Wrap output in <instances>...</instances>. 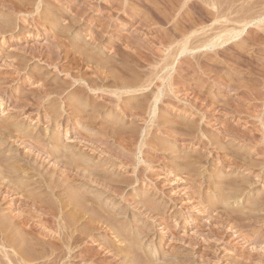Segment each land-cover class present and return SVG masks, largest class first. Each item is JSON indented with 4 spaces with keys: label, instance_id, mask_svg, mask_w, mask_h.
Returning a JSON list of instances; mask_svg holds the SVG:
<instances>
[{
    "label": "rangeland",
    "instance_id": "374dc122",
    "mask_svg": "<svg viewBox=\"0 0 264 264\" xmlns=\"http://www.w3.org/2000/svg\"><path fill=\"white\" fill-rule=\"evenodd\" d=\"M211 1L0 0V122L20 129L9 138L0 129V158L23 170L32 160L56 183L54 160L74 150L115 172L106 180L134 177L125 199L89 185L98 203L121 209L112 221L121 235L108 226L110 244L93 247L100 263L113 261L111 244H131L154 264H264V0ZM232 29L243 35L224 42ZM38 144L62 154L49 159ZM28 172L45 197L64 193L53 197ZM10 196H0L4 221L21 213Z\"/></svg>",
    "mask_w": 264,
    "mask_h": 264
},
{
    "label": "bare ground",
    "instance_id": "6f19581e",
    "mask_svg": "<svg viewBox=\"0 0 264 264\" xmlns=\"http://www.w3.org/2000/svg\"><path fill=\"white\" fill-rule=\"evenodd\" d=\"M209 1H211V0H209ZM221 1L218 0V2H217V0H215L214 2L215 3H219ZM223 2H221V3H223ZM232 2H234V1L232 0ZM251 2H252V0H251ZM259 2H261V1H259ZM221 3H219L218 5H220ZM252 4H254V3H252ZM223 5L225 6V4H223ZM215 6L217 7L216 4L213 7H215ZM228 7L229 6H227V8ZM240 7H242V6H240ZM260 7H261V5H260ZM231 10H232V7H231ZM250 10H251V8H250ZM255 10H256V8H255ZM242 11H243V9H242ZM234 12H236V11H234ZM247 12H250V11H247ZM258 12H257V15H259V14H262V16L264 15L263 12H261L259 14H258ZM219 13L220 12H218V14ZM252 13H254V11H251L250 14H252ZM237 14H240V13H237ZM250 14H248V15L251 16ZM219 16H220V14H219ZM237 16H236V19H238ZM221 17H224V16H221ZM246 17L248 18V16H245V19H244V15L243 16L241 15V18L239 17V21L242 18L246 21V19H247ZM254 17L257 18V16H255V15H254ZM233 20L234 19L232 17V21ZM249 20L246 21L245 24H244L243 21H242L243 23L242 22H240V23L244 24V27H245V26H247L249 24V22H250ZM239 21L237 20V23ZM257 25H260V22ZM219 28H220V26H219ZM238 30L239 29H232V30H229V31L221 32L222 34L223 33L225 34V32H226V34L229 35V36H227L226 34L225 35L223 34L224 36H226V38L228 37L227 39L224 40V42L229 41L231 39H234L235 37L240 36L244 32L243 31L244 29L239 30V31ZM219 32H217V33H219ZM222 34L220 36H218V34H217V36L222 38V36H223ZM183 38H185V37H183ZM217 39L218 38H216V40ZM215 43H217V42H213L212 41V42L206 44V46L209 45V44L211 46L220 44V43H217V44H215ZM183 45H184V43H183ZM183 49H184V47H183ZM80 75H82V74H80ZM90 82H92V80ZM92 84H93V82H92ZM125 85H127V84H125ZM125 85H124V88H127V86L125 87ZM131 88H129V89H131ZM144 88H146V87L143 86V84H142V85H139L138 87L136 86L134 89H138V91H139V89H144ZM77 90H82V89L79 88ZM160 90L161 89H159V91ZM133 91H135V90H133ZM80 97H81V95H80ZM159 98H160V94H157L156 97H155V103L159 100ZM78 100H80V99H78ZM77 102H79V101H77ZM71 104H72V101H71ZM25 105H27V104H25ZM1 107H2V105H1ZM73 108H75V106ZM155 109H156V107H155ZM153 112H155V111H153ZM10 116H12V115H10ZM12 117H10L11 120H12ZM10 119H9V121H11ZM9 125H10V123L7 124L6 122L5 123L0 122V129H2V130L4 129L5 130V131L3 130L4 131L3 133H5V135L2 132H0V133H2V135H4L7 138H9V136H11V135H14L12 132H14V131L16 132V130H20V129L17 128L18 127L17 123H16V125L14 124L15 126H17L16 127L17 129L16 128L13 129V127H15V126H13L12 124L10 126ZM5 127H7V128H5ZM18 133H19V131H18ZM23 134H25V132ZM23 134H21V135L18 134V138L21 139V142L23 141V143H25L26 140L22 136ZM25 138H27V136H25ZM0 139H1V137H0ZM5 140H6V138H5ZM53 143H55V142H53ZM35 144H37V143H35ZM46 145L45 144H38V145H35L34 147H37V151L39 149L38 153L40 152L42 155H46L49 159L51 157L54 158V157H58L59 156L58 158H60V159L56 158L57 161L54 160V162H53L54 166H51L52 167L51 170H53L51 174L52 175L55 174V176L56 175L60 176L62 178V181L59 179V182L58 181L56 182L57 184L53 183L55 181L54 176H51V177H49V175L47 176V173H45V171L43 172V170H40L39 167L35 166L36 164L35 165L31 164L32 160L29 161V162H31L30 163L31 167H28L29 169H27V170L29 171L31 169V171L34 174H37L39 176V178L42 180L41 182L43 183L41 185H43V187L45 188L44 191H47V193H51L53 195V197L58 195L57 191L61 192V190H62L64 192L62 194L59 192L63 196L60 197L59 196L60 194H59L57 196V198H50L49 197L50 195L49 196L47 195L52 200H48V197H45L43 195L45 192L42 194V191H40V192L37 191L38 185H37V189L35 188L36 190L34 189V186H33V188L30 187L32 182H30V179H29L28 175L29 174L31 175V173L28 172L26 170V168H25V170H23L24 167H22V168L20 167L21 169L18 168V166H20V165H18V166L15 165L14 166V161L16 162V160L13 159L14 160L13 161V160H11L12 158L10 157L11 158L10 160L13 162V164L10 163V161L8 159V157H9L8 155H5V156H8L6 159L4 158L5 160L4 159L2 160V158H0V172H1L0 174H3V177L5 178L4 180H1V178H0V180L3 181V182L0 181V184L3 185V187L0 185V196H3L2 199H4V198L6 199L9 196V194H11V196H13V194L16 195L17 197L14 196L12 198L14 199L16 197L15 200L19 201L20 203L19 202L18 203L20 204V208L22 207L21 210L17 209V210H20L21 213L15 214V216L13 215V219H11L9 221H7V220L4 221V219H6V215H5V218L2 217L0 219V233H1L0 236L2 235V237H3V239H2V237L0 238V240L2 239L1 242H0L1 243L0 244V249H1L0 252H2V254L0 253L1 254L0 257L1 258L4 257L3 260H1L2 261L1 263H3V264L5 263L6 264L8 262L9 264H103L105 261L103 262L101 260L103 263L102 262L100 263V262H98L99 260H97V258H98L97 255H98V253H101V252L95 253V251L93 250L94 249L93 247H94V245H97L96 242L98 240L100 241V244H99L100 246H101V244H103V242L105 243L106 241H108V238H107V237H109L108 236L109 232H107V230H109V229H107L108 226L110 227V229H113L114 231H116V232H114V234L118 233L119 235H121L119 232H121L120 229H122L121 228L122 226H120V229H119L120 231H118V229H116L118 227L117 225L119 224V223L118 224H116V223L120 221V219H119L120 216L118 217V215H120V210L121 209L120 210L117 209L118 212L114 213L113 211H109L112 207L115 206L114 204H112L113 205L112 207L109 206L111 208L108 210V208H109L108 205L103 206L105 204L101 203L102 201H105L104 199L100 203H98V201L100 199L98 201H96L99 198V197L96 198V195L99 196V194H98L99 192L97 194H95L96 192L94 193L93 190L88 191V190H90V188H89L90 186L89 185H92V184L95 183V184H97L98 188L101 185L102 187H100V188L103 190V191L101 190L103 192L102 194L107 193L106 196H108L109 198H110L111 195H113L114 198L121 197L122 199H125V195L126 194H124L125 193V190H124L125 187L123 185H126V184L130 185V183H127V181H130V179H132L133 176H131V178L129 179V177L127 178L126 176H122V173L121 174L119 173V174L115 175V177L113 175V178H111L110 180L109 179L106 180L108 175H111L112 173H115V172H112L110 174L109 171L106 170L105 168H104V170H102L103 168L99 169V167L98 168L94 167V165L96 163L95 164L93 163L94 165H92L90 163L91 161L88 162L89 160H86L85 158L83 159V157L81 155L76 154V152H74V150H72L73 153H72V151H71V153L69 151H68L69 153L66 151L67 152L66 154H65V151H64V153H63L64 155L63 156L61 155L62 157H60V155L57 156L56 153L62 154V150L58 146L57 147L56 146L48 147ZM34 149H36V148H34ZM31 150H33V149H31ZM41 154H38V156L41 155ZM35 156H37V155H35ZM36 158H39V157H36ZM53 158H52V160H53ZM118 159H120V158H118ZM121 159H122V157H121ZM44 161H43V163H45ZM126 161L127 160H125V163H126ZM17 162H19V161H17ZM121 163H124V162H121ZM124 167L125 166H123V168ZM48 174H50V173H48ZM3 177H2V179H3ZM103 177H105V178H103ZM56 180H58V179H56ZM77 180H78V182L81 180L82 182L85 183V185L84 184L83 185H78V183L75 184V182ZM65 181L67 182V184L65 183ZM124 182H126V184H124ZM131 184H133V181H132ZM75 185H77V186H75ZM73 187H77L78 190H81V191H79L80 193H78L76 191L72 192V190H73L72 188ZM57 189H59V190H57ZM104 195H102V196H104ZM65 196H68V197L65 199L64 198ZM95 198H96V200H95ZM146 200H149V199H146ZM210 200H212V199H210ZM136 201H137V199H136ZM121 202L122 201H120V203ZM101 204H102V206H101ZM153 205H152V202L144 203V207L146 206L145 208H148V210H149V208L153 209V207H154ZM132 206L134 207V204ZM158 206H157V208H158ZM106 207H107V209H106ZM126 208L128 209V207H126ZM155 208L156 207H154V209ZM157 208H156V210H157ZM110 212H113L114 214L112 215V214H110ZM153 213H154V211H153ZM231 213L234 215L233 211ZM12 214H14V213L12 212ZM35 215H38L40 217V220H37V223L35 222L36 218L34 219V217H36ZM116 216H117L116 223H114L115 221L113 219ZM160 219L163 220L161 217H160ZM135 220H137V219H135ZM112 221H114V222H112ZM121 222H123V221H121ZM37 224H39V225H37ZM121 225H122V223H121ZM114 226H116V227L114 228ZM13 233H15V234H13ZM12 235H16V236L14 237ZM89 238H90V240L92 242L87 245V241H88ZM134 238H136V237H133V240L135 241ZM134 241L132 243H135ZM108 243H109V241H108ZM127 245L128 246H124L123 245L124 246L123 247L121 244L120 245H113V246L111 244L110 245L111 246V250L110 251H112L111 254L106 255L104 257H106L105 258L106 260H107V257L113 258V261L111 260V262H105L104 264H152L153 263L152 262L153 257H151L152 253H151L150 250H148V252L150 251L151 254L146 251L147 249L145 247L144 248L146 250L138 251V249H136V250L131 249V248L136 247V245L134 247L131 244L130 245L127 244ZM8 246H10V247L12 246L11 247L12 249L11 250H7ZM107 246H108V244H107ZM137 246H139V245H137ZM102 247H104V246H102ZM107 248L108 247H106L105 249H107ZM105 249H103V250L107 251ZM98 251H100V250H98ZM101 254H103V253H101ZM121 254H122V256L126 255L128 257L127 260H126V258L124 259V256H123L122 258L124 260L120 261V259H121L120 255ZM117 257H120V259L117 258ZM99 258L102 259V256L99 257ZM151 258H152V260H151ZM153 261H155V257H154Z\"/></svg>",
    "mask_w": 264,
    "mask_h": 264
}]
</instances>
